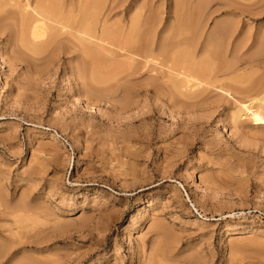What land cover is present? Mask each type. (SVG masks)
<instances>
[{
	"label": "rangeland",
	"instance_id": "rangeland-1",
	"mask_svg": "<svg viewBox=\"0 0 264 264\" xmlns=\"http://www.w3.org/2000/svg\"><path fill=\"white\" fill-rule=\"evenodd\" d=\"M21 1L2 0L0 16ZM123 1L111 24L148 9L173 24L174 0ZM200 1L178 10L193 17ZM208 1L201 39L229 26L219 68L231 69L219 83L261 85L264 0ZM2 33L0 264H264V124L240 111L253 92L202 86L179 97L172 76V92L132 97L107 89L122 58L101 63L107 83L98 84L77 52H57L59 39L52 49L17 28Z\"/></svg>",
	"mask_w": 264,
	"mask_h": 264
},
{
	"label": "bare ground",
	"instance_id": "bare-ground-1",
	"mask_svg": "<svg viewBox=\"0 0 264 264\" xmlns=\"http://www.w3.org/2000/svg\"><path fill=\"white\" fill-rule=\"evenodd\" d=\"M182 1L185 0H174L177 7L174 5L173 24L164 27L165 23L162 24V20H158L161 17L156 18V14L151 9L147 10L148 14L145 13V16L142 15L144 13L141 14V11L134 12L127 25L123 21H114L111 24L108 21L110 15L118 8L122 9L120 7L127 8L123 0L111 2L110 0H22L21 11L4 13L5 15L0 16V34L8 29L9 33L5 34V39H11L14 36L13 31L17 28V34H15L19 38L29 37L34 43L46 41L45 46L52 45V49L57 47V52L60 51L58 53L62 50L66 55L77 52L75 54H79L81 63L87 68L82 66L84 70L86 69L91 78L97 75L96 78L93 77V80H97L95 82L98 84L107 83L101 72L105 68L104 61L122 58L121 62L119 61L113 67L112 77L117 78V81L107 86V89L110 91L121 85L128 96H138L137 94H141L142 90L143 93L151 92L154 96L160 97L164 94V87L172 92L173 87L168 85V80L172 76L179 79L177 86L180 89L179 97L193 98V93L202 86L220 90L226 94L235 91L249 96L253 92L256 95L254 100L249 104L240 103V111L254 124H264V83L248 88L219 83V72L226 74L227 70L231 69L230 66L219 68V33L224 34L228 31L226 27L229 26H223L225 29L219 30V22H217L218 24L214 25L211 32L201 39L203 36L198 34L199 31L197 33L199 28L197 16L202 9L206 10L208 3L205 6L204 0H199L196 10L194 8L196 4L192 8L194 9L192 14H197L194 15L195 17L191 15L192 19H188L190 17H185L188 9L178 10V4L180 6ZM0 2L3 3L4 0ZM203 12L205 14V11ZM9 19L15 21L12 23H15L14 27H16L13 31V25L5 24ZM56 42H59V45ZM203 55L207 57L204 59L201 57ZM79 56L75 57L78 63ZM78 67L81 69V66ZM91 78L89 77V80ZM164 79L167 81H163ZM90 86L89 88L93 87ZM217 95L220 94L217 93ZM199 97V101H204L205 98H201V95L196 98ZM199 101L188 103L182 100L181 103L194 106Z\"/></svg>",
	"mask_w": 264,
	"mask_h": 264
}]
</instances>
